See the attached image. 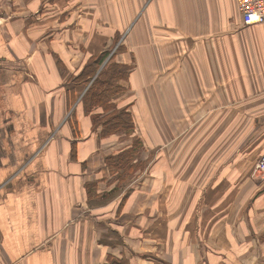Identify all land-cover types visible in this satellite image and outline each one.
I'll list each match as a JSON object with an SVG mask.
<instances>
[{"label": "crops", "instance_id": "obj_1", "mask_svg": "<svg viewBox=\"0 0 264 264\" xmlns=\"http://www.w3.org/2000/svg\"><path fill=\"white\" fill-rule=\"evenodd\" d=\"M67 9L57 0H0V264H139L125 246L120 223L107 222L121 216V193L90 212L89 196L119 182L107 159L132 140L117 139L107 149L116 138L101 135L93 115L108 112L101 106L86 111L81 103L90 82L77 78L97 50L86 57L83 46H75L65 54L57 19ZM163 78L166 116L228 112L218 115L227 128L225 149L182 159L179 166L190 165V173L166 172V186L173 177L192 180L197 192L186 200L191 206L197 202L193 196L209 190L210 213L203 215L208 234L223 224L239 225L226 227L227 243L214 251L219 247L233 261L236 252L242 261L264 264V179L252 176L264 155V23L244 25L237 0H165ZM157 82L149 83L148 93L162 95ZM191 234L196 230L186 234L198 242L195 255L203 246ZM186 264H192L190 257Z\"/></svg>", "mask_w": 264, "mask_h": 264}, {"label": "rangeland", "instance_id": "obj_2", "mask_svg": "<svg viewBox=\"0 0 264 264\" xmlns=\"http://www.w3.org/2000/svg\"><path fill=\"white\" fill-rule=\"evenodd\" d=\"M57 2L59 7L68 4V9L59 14L57 19V32L67 48L66 55L69 52L71 54L75 46H83L82 51L86 57L94 50L97 52L93 55H97L108 49L109 54L103 62L104 65L102 63L104 67L111 59L112 53L121 49L117 52L116 59L130 66L128 74L119 79L125 89L119 90L111 99L117 100L121 106L129 105L136 119L142 145L148 147L146 155L151 158V165L147 173L145 169H138L129 176L127 182L129 190L120 192L123 196L122 204L125 201L124 205L121 204L122 209L119 207L118 210L121 211V216L114 222L107 219L108 224L115 227L114 225L120 223L125 246L128 245L136 252L139 264H186L187 257L191 258L192 264L195 259L197 264H226L227 260L229 263L250 264L248 260L242 261L239 258L242 255L236 252L237 259L233 261L231 252L219 247L214 251L220 243H227L224 234L226 227L235 230L239 225L225 224L224 229L223 224V228H217L211 235L208 234L209 222H205L208 217L203 215L210 213L209 190H204L199 198L193 196V200L197 199V202L191 206L186 204V200L197 192L192 188V180L187 184L173 177L170 185L166 186L168 183L166 172L176 174L178 177L183 173L185 176L190 173V165L179 166L182 159L194 160L200 154L212 155L225 149L227 128L222 121L220 122L218 115L221 113L226 115L228 112L213 110L214 114L211 117H208L211 112L203 117L202 111L197 117H192V111L181 110L173 111L171 116L165 115L166 96L163 78L165 0H57ZM129 60L132 62L128 63ZM97 71L95 75L99 73ZM137 73L142 78H137L139 77ZM154 80L158 81L163 91L162 95L159 92L157 95L154 91L148 93L149 83H154ZM145 82L147 84H144ZM141 84L144 85L143 89L139 86ZM111 102L110 104L117 107V103ZM180 119L184 120L182 125L178 123ZM217 134H221L222 137L213 143L212 140ZM118 135L122 138L117 137ZM105 137L116 138L108 141L107 149L116 147L119 144L118 140L125 144L133 138L132 135L120 132ZM188 153L192 155L189 158ZM253 173L252 176L256 179H264V172ZM117 180L119 181V178ZM131 181H134L132 186ZM114 189L116 186L100 196L96 195L95 198L89 196L92 209L90 212L96 213L93 209L100 206L97 203H106L114 196L117 197L120 193L116 195ZM127 191L129 194L125 200L124 195ZM193 230H196L197 234H191L192 238L200 240L203 246L200 247L202 252L195 255L191 254V250L198 246V242L189 240V235H186ZM241 239L237 234L236 240ZM248 258L252 263L255 260L254 255ZM125 261L118 260L126 264Z\"/></svg>", "mask_w": 264, "mask_h": 264}, {"label": "trees", "instance_id": "obj_3", "mask_svg": "<svg viewBox=\"0 0 264 264\" xmlns=\"http://www.w3.org/2000/svg\"><path fill=\"white\" fill-rule=\"evenodd\" d=\"M120 50L121 49H118V51ZM109 51L110 50L106 49L97 55L91 56L86 67L77 79L79 81L82 80L83 85H87L90 82V87L81 101V103L84 104L85 110L87 111L88 109L101 106L108 112L104 116H100V114L93 115L95 128L99 125L102 126L101 135L105 136L120 132L124 133V135H132L133 137L132 144L129 148L107 159L109 169L112 173H116L114 175L116 179L119 178L116 189H114L115 194H117L121 191L129 190L127 188L129 176L138 169L143 170L147 167L149 168L151 165V158L147 157L145 154L146 147L142 145L141 135L137 132L136 119L129 105L116 107L109 102L111 97L119 90L125 89V86L119 83V79L127 75L129 72L128 69H130L128 64L121 63L116 59L118 51L112 53L111 59L93 79L96 71L108 56ZM128 194L129 191L124 195L125 200ZM124 202L125 201H123V204L121 202V204L124 205ZM112 264L125 263L114 262Z\"/></svg>", "mask_w": 264, "mask_h": 264}, {"label": "built area", "instance_id": "obj_4", "mask_svg": "<svg viewBox=\"0 0 264 264\" xmlns=\"http://www.w3.org/2000/svg\"><path fill=\"white\" fill-rule=\"evenodd\" d=\"M244 25L264 23V0H237ZM264 172V155L256 162L255 172Z\"/></svg>", "mask_w": 264, "mask_h": 264}]
</instances>
